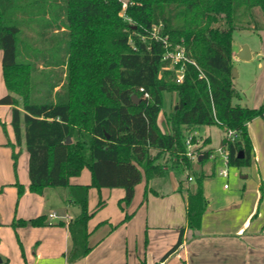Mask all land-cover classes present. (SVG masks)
I'll return each instance as SVG.
<instances>
[{
  "label": "trees",
  "instance_id": "16d2710c",
  "mask_svg": "<svg viewBox=\"0 0 264 264\" xmlns=\"http://www.w3.org/2000/svg\"><path fill=\"white\" fill-rule=\"evenodd\" d=\"M27 12L48 21L32 46L19 17ZM245 30H264V0H130L126 9L120 0H0L1 65L11 92L0 105L12 107L18 147L24 138L29 191L41 195L46 188L67 187L69 201L80 208L68 225L69 261L92 250L89 222L104 203L90 211V188L124 189L121 203L128 206L144 176L149 183L163 178L169 166L192 171L185 142L194 129L235 130L229 166H251L248 124L264 119V105L234 103L241 99L233 78L234 34ZM42 44L48 51L40 56ZM177 48L189 62L165 59ZM12 93L22 98V110ZM164 93L178 95V109L166 115L168 133L159 125ZM211 153L203 151L201 162ZM85 169L91 185H72ZM206 177L196 175L195 189L187 193V228L193 232L201 229L208 207ZM15 186L21 197L25 187ZM45 219L15 220L12 226H41ZM184 233L162 261L183 245Z\"/></svg>",
  "mask_w": 264,
  "mask_h": 264
},
{
  "label": "crops",
  "instance_id": "0c3cea01",
  "mask_svg": "<svg viewBox=\"0 0 264 264\" xmlns=\"http://www.w3.org/2000/svg\"><path fill=\"white\" fill-rule=\"evenodd\" d=\"M242 48L243 46L237 51L233 50V59L236 57L238 61H243L237 57ZM250 52L252 60L255 55L253 51ZM257 56L263 57L264 51L258 52ZM0 67L4 84L1 64ZM4 92L5 95L10 94L6 87ZM234 103L240 104L238 100ZM262 105L263 102L253 108ZM177 106L178 96L173 109ZM0 108L12 113L11 106L0 105ZM9 118L12 121V115ZM202 127L193 132L202 140L203 146L207 145L205 151H215L217 146L212 145V136L202 131ZM164 132H169L167 125ZM248 132L253 146L252 164L249 166L252 180L240 184L235 190L226 189L217 200L209 201L206 197L208 207L199 231L193 232L187 228L186 217L187 193L194 191L195 185L191 186V183L195 182V177L187 172L186 181L176 182L169 191L163 190L161 186L153 187L150 181L144 188V193L147 189L151 190L149 193L147 191L148 198L144 194L143 203L147 201L146 205L140 207L141 211L139 209L130 215L131 221L125 225L118 227V222L129 215V211L122 212V216L118 215V219L113 220L115 223L112 219H105L104 226L99 230L96 220H90L89 245L92 250L86 257L75 262L69 261L67 256L72 247L68 225L78 215L72 212L77 206L69 201L67 187L46 188L41 195L29 191V155L23 138L20 149L22 152L25 149L24 181H15L10 177L4 181L0 175V192L4 189L8 191L7 198L0 201L2 264H264V119L257 118L249 123ZM224 139L225 136L218 148L223 146ZM9 142L14 144L11 140ZM217 158L216 154L214 158L201 162V156L195 168L201 169L199 172L208 177L204 172V165L208 160ZM27 170L28 179L25 177ZM170 170L175 171L169 166L168 171ZM190 177L192 181H189ZM17 182L26 189L21 197L15 186ZM87 182V178L70 180L72 185H87ZM140 189L139 184L135 190L136 197ZM117 196L122 200L125 190H118ZM134 207L135 204L132 209ZM52 214L56 218L50 217ZM41 216L46 217L41 226H12L15 220L30 221ZM183 229V245L167 260L162 261L177 243ZM104 247L108 253L102 256L99 251Z\"/></svg>",
  "mask_w": 264,
  "mask_h": 264
},
{
  "label": "rangeland",
  "instance_id": "374dc122",
  "mask_svg": "<svg viewBox=\"0 0 264 264\" xmlns=\"http://www.w3.org/2000/svg\"><path fill=\"white\" fill-rule=\"evenodd\" d=\"M124 4L128 3L130 0H120ZM28 15L20 14V20L24 26L23 28V37H26L29 41H27V45L32 46L33 42L41 41L40 34L43 29V26L47 24V20L43 17L35 21L31 18V13L27 12ZM32 19V20H31ZM132 23V21H130ZM44 30V29H43ZM241 46H248L251 51H253L255 57L249 61H238L236 57L233 59L234 70L236 71L238 76L234 78V87L240 93L241 100H238L239 103L243 107L253 108L262 102L264 103V56L258 57L257 53L264 51V30L255 31V30H245L238 31L234 34V43L233 50L237 51ZM47 46L45 44L40 45L38 49V54L42 56L43 53L47 52L45 50ZM242 48V49H243ZM3 53L0 52V64ZM239 57V53L237 54ZM2 75H1V67H0V97L5 95L4 92V84H2ZM7 93H11L7 89ZM19 101V108H23V100L21 97L12 93ZM177 93H164V105L162 114L159 118V125L163 131H166V115L170 114L174 111V107L177 102ZM173 103V106H172ZM165 113V114H164ZM11 111H8L5 108H0V175L6 181L8 177L15 181H24V165H25V156L24 151H21L20 147L16 144V139L14 135V130L11 124ZM263 121V120H261ZM202 131H206L212 136V145L217 146L214 147L217 150L218 146L221 145V140L223 136H226L225 130L220 128L219 126H203ZM9 140L14 143V149L10 145ZM207 145H204L201 148V152L205 151ZM14 152L18 155L17 160L14 159ZM215 155L211 153L209 158H214ZM192 162V171L190 174L192 177L198 175L201 169L195 168V164L198 162ZM28 166V165H27ZM223 158L218 154L217 159L208 160L204 165V172L209 175L204 179V195L209 199V201L217 200L220 196L222 197L225 190L229 189V191L235 190L239 187L240 184L252 180L250 175V167H230L227 169L229 171L228 178L222 177L220 175V171L224 168ZM28 168V167H27ZM28 179V170L26 171ZM249 177L248 179H243V177ZM87 178L89 184L91 185V175L88 169H85L79 177H75L73 179H83ZM187 172L183 171H168L164 178L161 180H154L150 182V185L153 187L161 186V188L165 191H169L176 182H180L182 180L186 181ZM147 184L146 177L144 176L143 181L140 184V192L138 193V197L135 196L134 200L130 205H126L125 203H121L120 197L117 196L118 190H122L120 188L116 189H108V188H90L89 190V209L90 211H94L97 209L98 205L103 202L104 205L100 207L95 215L94 219L96 220L97 230L101 229L105 222V219L115 220L118 215L122 216V212L126 213L129 211V215H133V213L137 212L142 205H146L144 201V188ZM196 183L192 182L191 186H194ZM227 186V187H226ZM1 188V186H0ZM54 190V189H51ZM151 190H148V193ZM6 189L0 192V201L3 202L7 198ZM148 198V196H147ZM135 204L134 209H132V205ZM75 214L80 213V208L76 207L72 210ZM126 218V216H124ZM122 219L118 222V227L125 225L128 221H131L130 218L127 222H124L125 219ZM118 219V218H117ZM116 219V220H117ZM115 220V221H116ZM119 221V220H118ZM114 222V221H113ZM115 223V222H114ZM106 247L100 249L102 256L106 255L108 252L105 250Z\"/></svg>",
  "mask_w": 264,
  "mask_h": 264
},
{
  "label": "built area",
  "instance_id": "2783aa9c",
  "mask_svg": "<svg viewBox=\"0 0 264 264\" xmlns=\"http://www.w3.org/2000/svg\"><path fill=\"white\" fill-rule=\"evenodd\" d=\"M128 6V3L124 4V9H126ZM171 58L174 63L178 62H189V60L185 57V51L184 49H179L177 48L175 53H167L165 56V59ZM183 70L181 71L179 77H178V82H182L183 80ZM140 91L143 93V99H149L150 95L147 93L143 88L140 89ZM226 136H225V143L223 144L222 147L218 148L217 150L213 151L214 155H220L223 158V162L225 167L221 169L220 175L222 177L228 178L229 176V171L227 167L229 166V155H228V145L230 142L234 140V138L237 135V132L235 130L227 129L225 131ZM186 157L190 161L198 162L200 157L202 156L201 148L203 147V142L200 140L197 135L194 132L189 133V135L186 138ZM193 179L190 177L189 181H192ZM227 187V186H226ZM50 217L56 218L55 214H52Z\"/></svg>",
  "mask_w": 264,
  "mask_h": 264
},
{
  "label": "water",
  "instance_id": "95a60500",
  "mask_svg": "<svg viewBox=\"0 0 264 264\" xmlns=\"http://www.w3.org/2000/svg\"><path fill=\"white\" fill-rule=\"evenodd\" d=\"M239 58L243 61H249L251 59V52L248 46H244V48L242 49ZM235 76H237L236 71H233V78H235ZM133 100L136 104H139L141 102V98L137 97V96H133ZM176 110L178 109V106L175 108ZM67 144H71V139L68 138L67 140ZM240 157L243 158V154H240ZM0 264H2V259L0 257Z\"/></svg>",
  "mask_w": 264,
  "mask_h": 264
}]
</instances>
